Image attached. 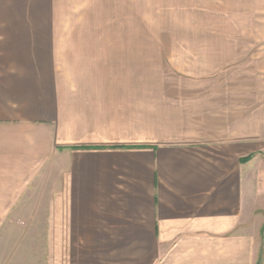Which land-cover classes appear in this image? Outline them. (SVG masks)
I'll return each mask as SVG.
<instances>
[{
    "label": "crops",
    "instance_id": "obj_1",
    "mask_svg": "<svg viewBox=\"0 0 264 264\" xmlns=\"http://www.w3.org/2000/svg\"><path fill=\"white\" fill-rule=\"evenodd\" d=\"M155 15L264 31V0H0V264H264L255 56L173 42L212 67L81 74L57 53L155 48L130 36Z\"/></svg>",
    "mask_w": 264,
    "mask_h": 264
},
{
    "label": "rangeland",
    "instance_id": "obj_2",
    "mask_svg": "<svg viewBox=\"0 0 264 264\" xmlns=\"http://www.w3.org/2000/svg\"><path fill=\"white\" fill-rule=\"evenodd\" d=\"M147 18V19H146ZM149 20L145 23L144 31L132 33L130 36L133 39L144 40L155 44V48L148 47L140 50H105V49H79V50H57L59 56L65 59L75 57L80 62L78 65V72H101L111 68H122L126 73H165L171 72V66L181 68L182 70L201 71V68H211L212 66L203 65L205 58H197L202 61L201 64L196 62L194 53L197 51L195 47L192 48H171L173 42L180 46L182 42H196V41H213L215 43H225L244 45L240 52H250V55L255 56V88L257 91L256 103L260 106L263 103L264 90V31L256 30L254 32H183L171 31L170 29H183V25L173 23V25L156 26L153 21L164 20L166 18L155 15L145 17ZM153 20V21H152ZM182 20V18H181ZM180 20V21H181ZM176 24L177 26H174ZM215 51V50H214ZM174 59L176 63H174ZM169 62V64H168ZM172 63V64H171ZM174 63V64H173ZM183 63H186L182 65ZM171 65V66H170ZM189 68V69H188ZM114 71V70H113ZM253 73V72H252ZM251 78V77H250ZM244 77L240 78L239 86L236 88L243 90L247 89ZM236 84V81L233 82ZM31 199H39V194H33Z\"/></svg>",
    "mask_w": 264,
    "mask_h": 264
},
{
    "label": "trees",
    "instance_id": "obj_3",
    "mask_svg": "<svg viewBox=\"0 0 264 264\" xmlns=\"http://www.w3.org/2000/svg\"><path fill=\"white\" fill-rule=\"evenodd\" d=\"M251 158V156H248L246 159H250ZM257 264H260V259H259V261L257 262Z\"/></svg>",
    "mask_w": 264,
    "mask_h": 264
}]
</instances>
